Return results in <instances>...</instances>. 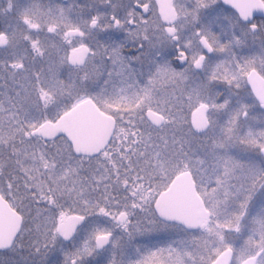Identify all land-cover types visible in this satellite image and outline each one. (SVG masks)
Returning a JSON list of instances; mask_svg holds the SVG:
<instances>
[{
  "label": "flooded vegetation",
  "instance_id": "1",
  "mask_svg": "<svg viewBox=\"0 0 264 264\" xmlns=\"http://www.w3.org/2000/svg\"><path fill=\"white\" fill-rule=\"evenodd\" d=\"M218 2L169 0L172 15L164 20L158 0H0V115L9 121L4 133L9 141L0 145V150L26 152L24 169L26 174L31 171L34 189L41 182L35 174L29 145L38 139H45L36 132L38 126L54 122L65 111L57 113L52 101L38 102L32 98L31 93L39 97L46 89V81L38 84L31 81L32 67L39 66L45 71L47 64L52 62L65 70H80L87 63L86 57L91 56L82 44L96 48L100 44L114 47L119 42L123 45L122 53L126 58L135 57L137 51H141L137 48L136 39L127 38L123 30L114 28L100 32L93 27L90 22L93 15H97L99 23L103 24L106 20L112 23L114 13L141 39L153 34L165 39L177 35L178 30H184L180 32L181 37L186 35L191 29L194 11H198L201 22L205 24L214 11L218 13L219 19L215 23L219 27H214V31L227 43L223 51L210 50L212 59L202 60L201 69L169 68L155 72L148 79L147 87L150 84V88L147 94L133 92L122 98V107L104 110L97 107L113 119L114 127L108 143L96 154H101L106 148L119 147V143H113V137L117 120L122 119V145L115 153V160L122 161L124 157V164L117 167L121 175H128V187L130 193L137 194V204L147 205L150 202V212L157 220L149 235H138L132 240L129 250L122 251L124 259L136 251L134 242L139 240L140 251L146 247L164 246L163 251L155 253L152 264H222L224 260L226 264H264V16L254 15L249 21H244L228 6L227 11L212 8ZM70 55L77 59L73 64L69 63ZM102 60L103 57L97 58L95 63ZM129 63L133 70L139 71L144 67L131 60ZM164 67L167 66H162V69ZM194 74L198 75V79H193ZM84 84L89 91H93L92 81L85 80ZM164 85L166 94L159 89ZM144 86L145 82L141 80V89ZM252 87L260 92L258 96ZM62 96L67 94L58 96L57 107L67 102L61 100ZM32 100L38 104L42 115L46 111L54 120L42 118L28 130L29 139L19 130V125L29 123ZM45 101L49 103L45 104ZM176 102H182V107L177 108ZM192 102L197 103L192 106ZM198 106L203 108L206 127L196 131L191 125V115ZM148 110L161 116L160 124L154 125L147 119ZM179 118L182 126H177V134H167L180 136L179 143L171 139L169 144H159L169 153L166 166L172 176L154 197H147L142 192L146 186H140L142 183H156L158 173L155 169L152 176L148 175L150 170L144 174L139 167L141 162L133 166L131 152L145 147L141 144L145 126L157 131L164 128L171 131L173 123ZM15 123L17 132L13 133L11 126L14 127ZM176 148L187 153L177 155ZM204 148L214 152L213 163H209L210 160L202 152L194 151H206ZM128 152L130 154L122 155ZM177 156L182 157L180 165H175ZM125 157L128 159L125 160ZM4 161L1 160L5 163V176L8 181L15 182L14 178H20L14 175L15 159ZM197 165L199 167L193 170ZM144 166L148 167L147 164ZM198 171L200 175H197ZM183 172L189 174L193 191L207 212V221L202 227L186 228L177 221L161 218L155 210L158 194L177 174ZM26 174L22 177L25 180L29 178ZM23 189L24 183L22 195ZM113 190L112 196L119 198L123 187L120 192L115 188ZM0 195L16 210L12 199ZM18 198L19 194L17 202ZM116 236H121L119 230ZM152 238L155 242L149 247L145 242ZM125 239H120L115 249L109 246L102 255L111 258L112 252H115L116 259L119 254L121 259ZM220 255L223 259H217ZM12 260L20 264H36L37 261ZM85 264H91V260Z\"/></svg>",
  "mask_w": 264,
  "mask_h": 264
},
{
  "label": "snow or ice",
  "instance_id": "2",
  "mask_svg": "<svg viewBox=\"0 0 264 264\" xmlns=\"http://www.w3.org/2000/svg\"><path fill=\"white\" fill-rule=\"evenodd\" d=\"M212 8L228 10L224 0H219ZM218 19V13L214 11L205 24L201 22L198 11H194L191 29L186 35L181 37L180 32L184 30H178L177 35L165 39H160L157 34L141 39L114 13L113 22L106 20L103 24L99 23L97 15H93L90 21L93 27L100 32L121 29L127 38L136 39L137 48L141 51H137L135 57L126 58L122 53L123 45L119 42L114 47L100 44L96 48L82 44L91 56L86 57L87 63L81 69L83 76L72 74V82L68 85L70 91L66 97H61L67 102L60 103L57 113L66 111L77 101L104 110L133 92L147 94L148 79L155 72L169 68L201 69L202 60L212 59L210 50L223 51L227 43L214 31V27H219L215 23ZM100 57L108 61L107 66L103 61L95 63ZM129 60L144 67L139 71L133 70ZM162 66L167 67L162 69ZM54 71L57 79L63 82L60 69ZM100 76L104 77L102 81ZM193 79H198V75L194 74ZM85 80L97 85L95 91L85 87ZM141 80L145 82L143 89L140 87ZM36 110L40 111L39 107ZM43 118L54 120L46 111ZM32 128L31 123L19 125L25 136ZM29 147L35 174L41 182L39 187H32L30 171L26 174L29 178L25 181L23 195L17 202L20 185L8 181L6 177L0 180V194L14 201L13 206L21 217L20 226L12 239L7 244L0 241V257L4 264H17L9 254L19 250L37 257L36 264H85L88 260L91 264H152L155 253L164 250V246L146 247L144 251L137 247L134 257H121L119 260L115 252H112L111 258L102 255L109 246L115 249L120 239H134L136 235L151 233L157 224L150 212V202L147 205L137 204V194L130 193L128 187V175H121L117 167L122 166L123 161L115 160L107 148L101 154L82 155L73 150L71 142L62 133L51 139H38ZM16 163L22 165L19 157ZM121 187L123 192L119 198L112 196L113 188L120 192ZM66 220L69 222L67 227L64 226ZM117 230L121 236H116Z\"/></svg>",
  "mask_w": 264,
  "mask_h": 264
},
{
  "label": "water",
  "instance_id": "3",
  "mask_svg": "<svg viewBox=\"0 0 264 264\" xmlns=\"http://www.w3.org/2000/svg\"><path fill=\"white\" fill-rule=\"evenodd\" d=\"M158 1L160 14L165 20L172 15V8L169 0ZM224 4L244 21H249L254 15L264 16L262 0H224ZM76 60L73 59V55L69 56L70 64L75 63ZM252 89L256 96L260 94L254 87ZM146 117L154 125L162 121L160 115L149 110ZM191 125L196 131L206 127L201 106L192 112ZM113 127V119L98 110L95 105L78 102L54 122L42 123L36 132L44 138L62 133L71 142L74 151L89 156L98 153L106 146ZM154 207L161 218L177 221L186 228L202 227L207 221V212L196 197L187 172L177 174L173 178L158 194ZM20 221L21 217L17 211L0 195V241L7 244L20 226ZM68 223L67 220L64 221V226L67 227ZM217 259H223V256L220 255ZM226 262L224 260L222 264Z\"/></svg>",
  "mask_w": 264,
  "mask_h": 264
},
{
  "label": "rangeland",
  "instance_id": "4",
  "mask_svg": "<svg viewBox=\"0 0 264 264\" xmlns=\"http://www.w3.org/2000/svg\"><path fill=\"white\" fill-rule=\"evenodd\" d=\"M229 14V13H228ZM38 58V56H36V59ZM103 61V60H102ZM101 61H97L96 64H100ZM103 64L105 66H107L108 62L103 61ZM54 69H60V76L63 77V82H61L60 80L57 79L56 75H55V71ZM104 71H107V67H105ZM74 73H79V75L84 74L83 71H81V69L79 70H71V69H63L60 65L54 64L52 62H49L47 64V69L44 71L41 70V68L39 66H36L35 69L32 67V71H31V81H37V84L40 81H46V89H45V93L35 96L31 93V96L33 99H36L38 102H42L44 100H50L52 101V105H54L56 108H58L56 105V103L59 101L58 100V96L60 94L68 95V92L70 91V89L68 88V85L72 82V74ZM104 79L103 76H100V80L102 81ZM32 87V86H31ZM93 87V91H95L97 85L94 84ZM150 88V84L148 86V89ZM160 91H162V94L165 93L166 94V86L164 85V88L160 86ZM34 96V97H33ZM163 99V98H162ZM162 101V100H161ZM158 102V101H157ZM47 103H49L47 101ZM195 103L197 102H192L191 105H195ZM121 104V105H120ZM159 104H161L160 99H159ZM175 104H177V108L178 107H182L183 103L182 102H176ZM35 105L38 107V104L35 103V100H32L31 104H30V120L29 123H31L33 126H36L40 121H42L43 115L41 114L40 111H37L35 108ZM122 107V98L119 100L118 103L113 104L110 108L107 109H113L112 107ZM177 122H175V124L173 123V127L170 128V130L167 129H160L159 131L151 129L149 127L144 128L143 130V135H142V142L141 144L144 145L145 147L142 150H138L137 152H131L130 157L132 156V164L133 166H136V162H141L139 167H141V169L144 171L143 173L146 174L149 172L150 173L148 175L152 176L155 172V169L157 171V175H158V181L155 182H149V183H142V185L140 187H144L146 186L142 192H144L146 194L147 197H154L155 194L161 190L169 181L170 177V173L167 170V162H168V151L163 148L162 146H160L161 144H169L170 140L172 139L174 141V143H179V139L181 138L180 136H172V135H167L169 133H175L177 134V126L181 125V118H179L178 120H176ZM9 122L6 118L2 117L0 115V145H6V141H9L8 138L6 137L7 135L4 134L5 130L7 128L6 123ZM15 126H11L13 128V133L17 132V126L16 123L14 124ZM5 128V129H4ZM4 129V131H3ZM12 133V132H11ZM180 137V138H179ZM27 138L30 139L29 136H27ZM32 143V142H31ZM113 143H119V147H116L114 149L112 148H108V151L113 154V157L115 158V153H118V150L121 149V145H122V119L117 120L116 123V127H115V133H114V137H113ZM160 144V145H159ZM205 149V148H204ZM177 151H175V154L177 155H182L187 153L186 151H184L185 153H183L182 151H180V148H176ZM206 150V149H205ZM194 151H198V152H202V154H205L207 156V160L209 163H213L214 160V152L212 151H200L195 149ZM130 154V152L128 153H122V155H127ZM201 154V155H202ZM19 157V159L22 161V165L16 163L17 158ZM170 158V157H169ZM181 156L180 157H176L175 159L177 160L175 165H180V160H181ZM10 160V159H15V172L16 174L14 175H18L20 176V178L15 179L14 183H18L20 185V190H22L23 187V183L25 184V179L22 178L23 176H25L26 174V168L24 169V161L26 159V152L25 151H19V150H12V151H1L0 150V180L5 179V177L7 178V176H5V161L4 160ZM117 159H121L120 157L117 156ZM128 158L125 157V160H127ZM4 161L5 163L1 162ZM124 160V157H122V161ZM115 161V160H114ZM124 164V162H123ZM145 164L148 165L147 168H144ZM191 164V163H190ZM157 166V167H156ZM144 169H143V168ZM154 167V168H153ZM199 166L197 165L196 167H192L193 170L198 168ZM200 171H198L197 175H200ZM8 180V178H7ZM13 182V180H11ZM6 187V186H5ZM139 187V188H140ZM114 192V190H113ZM19 196H22V192L20 191ZM150 233H146V235H149ZM138 237V235L135 236L134 239H136ZM151 238V237H150ZM134 239H129L126 238V243L124 245V248L122 250L121 248V257L124 256V254L122 255V251H124V249L129 250L130 248V244L132 242V240ZM155 242V239L152 238L151 241H147L145 242V244L149 247H151ZM71 246L69 245V248ZM134 247L137 248L139 247L140 249H142L141 243L139 240H135L134 242ZM11 259H38L37 257H33L30 254H28L26 251L24 250H19L18 252H12L9 254ZM120 255V254H119ZM117 257V259L119 260L120 257ZM132 256H135V251H133L131 253ZM129 257H126V259ZM3 258L0 257V264H2ZM20 264V263H17Z\"/></svg>",
  "mask_w": 264,
  "mask_h": 264
}]
</instances>
